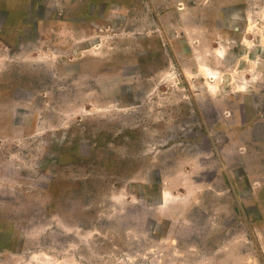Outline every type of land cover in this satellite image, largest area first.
<instances>
[{
	"label": "rangeland",
	"instance_id": "1",
	"mask_svg": "<svg viewBox=\"0 0 264 264\" xmlns=\"http://www.w3.org/2000/svg\"><path fill=\"white\" fill-rule=\"evenodd\" d=\"M0 264H264V0H0Z\"/></svg>",
	"mask_w": 264,
	"mask_h": 264
}]
</instances>
